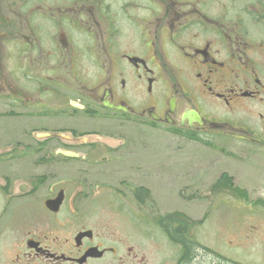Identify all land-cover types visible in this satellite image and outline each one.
Here are the masks:
<instances>
[{"label": "flooded vegetation", "instance_id": "1", "mask_svg": "<svg viewBox=\"0 0 264 264\" xmlns=\"http://www.w3.org/2000/svg\"><path fill=\"white\" fill-rule=\"evenodd\" d=\"M220 1L229 6L211 9L208 0H0L5 113H23L25 125L130 120L188 142L221 138L264 148V0ZM217 11L223 16L213 18ZM46 128L37 129L72 139L39 140L37 150L58 144L54 156L65 161L89 160L95 140L105 135V129ZM59 191V210L44 208L56 196L51 192L43 200L45 217L21 233L9 264H146L132 249L110 245L90 222L78 202L83 190L76 191L77 201ZM183 254L178 250L176 262L170 256L166 264H187ZM192 261L201 264V255L195 252Z\"/></svg>", "mask_w": 264, "mask_h": 264}, {"label": "rangeland", "instance_id": "2", "mask_svg": "<svg viewBox=\"0 0 264 264\" xmlns=\"http://www.w3.org/2000/svg\"><path fill=\"white\" fill-rule=\"evenodd\" d=\"M208 4L211 9L229 6L220 0ZM221 15L217 11L213 18ZM3 104L0 264H9L21 233L45 217L43 200L59 189L73 201L76 191L83 190L78 202L91 214L90 222L107 235L110 245L132 249L146 264H166L170 256L176 262L178 245H169L155 227L165 218L185 227L199 245L195 252L201 264H220L218 258L222 264H264V148L221 138L188 142L130 120L126 125H114L112 119L111 125H25L23 113L10 116ZM42 126L101 134L105 129V135L93 138L96 147L89 160L65 161L54 156L58 144L46 152L37 150L40 139L33 133ZM43 154L49 159H36ZM222 175L232 179L237 191L217 185ZM39 186L43 189L37 191ZM138 189L143 193L137 199Z\"/></svg>", "mask_w": 264, "mask_h": 264}, {"label": "trees", "instance_id": "3", "mask_svg": "<svg viewBox=\"0 0 264 264\" xmlns=\"http://www.w3.org/2000/svg\"><path fill=\"white\" fill-rule=\"evenodd\" d=\"M217 185H227L231 189L235 188L234 190L237 191L236 187H233L232 179H227L224 175L217 180ZM136 192L135 197L137 198V194L143 193V189H138ZM164 220L167 221L161 222L159 227L163 229L164 233L170 240H174V243L179 244L182 247L181 249L184 251L183 262L187 264H194L192 260L195 257V249L199 248V245L193 241L192 237L190 238L187 236L185 227L181 226L180 223L177 226L176 219L165 218ZM173 236H175V238H173Z\"/></svg>", "mask_w": 264, "mask_h": 264}, {"label": "water", "instance_id": "4", "mask_svg": "<svg viewBox=\"0 0 264 264\" xmlns=\"http://www.w3.org/2000/svg\"><path fill=\"white\" fill-rule=\"evenodd\" d=\"M119 109H121L120 107H118ZM37 136H40L42 138H47L49 136H61V135H58V134H50V133H45V134H40V135H37ZM65 157H76V155L74 154H71V153H65V152H61ZM61 203V197L60 195L58 196V198L55 200V201H49L47 202V206L49 207L51 204L52 205H59Z\"/></svg>", "mask_w": 264, "mask_h": 264}]
</instances>
